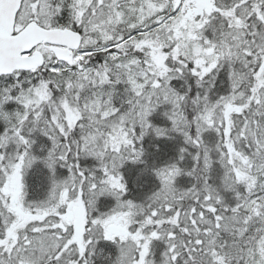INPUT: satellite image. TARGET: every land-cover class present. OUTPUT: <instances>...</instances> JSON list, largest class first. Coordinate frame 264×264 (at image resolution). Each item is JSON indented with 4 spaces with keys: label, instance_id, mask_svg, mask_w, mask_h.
<instances>
[{
    "label": "snow or ice",
    "instance_id": "6c2138e0",
    "mask_svg": "<svg viewBox=\"0 0 264 264\" xmlns=\"http://www.w3.org/2000/svg\"><path fill=\"white\" fill-rule=\"evenodd\" d=\"M0 264H264V0H0Z\"/></svg>",
    "mask_w": 264,
    "mask_h": 264
}]
</instances>
